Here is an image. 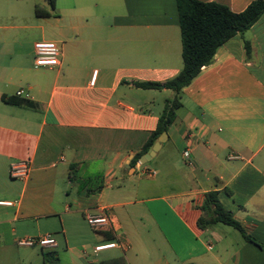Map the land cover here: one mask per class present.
I'll return each mask as SVG.
<instances>
[{
  "label": "crops",
  "instance_id": "obj_1",
  "mask_svg": "<svg viewBox=\"0 0 264 264\" xmlns=\"http://www.w3.org/2000/svg\"><path fill=\"white\" fill-rule=\"evenodd\" d=\"M15 1L0 7V21H23L0 25V200L13 202L0 205V252L24 260L37 247L59 258L74 235L88 264H264V249L237 229L197 225L215 191L264 246V13L182 88L165 141L141 163L135 155L175 92L136 83L166 82L183 66L176 0ZM200 1L242 12L254 0ZM37 41L59 46L58 65H34ZM19 161L26 176L11 175ZM101 208L113 226L87 223ZM44 234L54 247L17 244ZM111 241L123 249L93 251Z\"/></svg>",
  "mask_w": 264,
  "mask_h": 264
},
{
  "label": "trees",
  "instance_id": "obj_2",
  "mask_svg": "<svg viewBox=\"0 0 264 264\" xmlns=\"http://www.w3.org/2000/svg\"><path fill=\"white\" fill-rule=\"evenodd\" d=\"M54 5V0H48ZM179 27L182 44L183 66L180 72L172 79L163 83L138 82L143 88H169L175 92V97L167 103V107L159 118L156 129L151 133L143 149L135 155L140 158L156 141L158 136L165 132L176 118V110L181 106L180 92L203 66L209 65L217 49L234 35L249 29L264 13V0L252 1L242 12H233L226 5L217 2H203L200 0H176ZM37 14L41 12L35 9ZM244 48L247 58L250 56V44L245 41ZM12 103H23L20 99H9ZM202 215L197 220L201 229L216 223H223L237 229L248 241L264 249L250 234L240 221L227 211L219 202L217 193L209 191L205 194L202 205ZM43 264H59L57 254L52 251L42 252Z\"/></svg>",
  "mask_w": 264,
  "mask_h": 264
},
{
  "label": "built area",
  "instance_id": "obj_3",
  "mask_svg": "<svg viewBox=\"0 0 264 264\" xmlns=\"http://www.w3.org/2000/svg\"><path fill=\"white\" fill-rule=\"evenodd\" d=\"M34 54V65L36 67H51L59 64V56L61 50L59 46L53 41H37L33 45ZM25 92L23 90H18L17 95H22ZM185 158L189 157V149H184L182 152ZM142 168V167H141ZM28 161H19L11 166V175L15 177H23L27 175ZM143 175L154 176V170H148L143 168L140 170ZM12 201L0 200V205L11 206ZM87 223L93 227L100 226H113L114 220L113 216L108 212L107 208H101L99 213L86 214ZM19 246H39L41 248H52L56 245L55 239L51 234H44L37 237H24L17 240ZM111 248H121L123 249V244L118 241L105 242L96 245L93 248L94 252H99L102 250H107Z\"/></svg>",
  "mask_w": 264,
  "mask_h": 264
},
{
  "label": "rangeland",
  "instance_id": "obj_4",
  "mask_svg": "<svg viewBox=\"0 0 264 264\" xmlns=\"http://www.w3.org/2000/svg\"><path fill=\"white\" fill-rule=\"evenodd\" d=\"M22 1H15V0H0V7L4 6L5 8H13L18 5H20ZM22 5V4H21ZM23 21H20L19 19H6L3 21H0V25H11L12 27H18L21 26ZM18 29L15 28L13 31H17ZM21 41L23 44L27 45L29 41H31V38L28 35H24V32H21L20 35ZM94 169H97L99 163L96 162L93 164ZM78 175V173H77ZM80 175V174H79ZM137 177L135 176L134 179ZM142 178V177H139ZM142 179H140L141 181ZM91 183L95 184L96 180L91 181ZM55 237L59 236L61 233H53ZM75 237L74 235H70V250L68 252L60 251L57 249L59 255V264H88V256H85V259H77L75 257L76 251L75 247L77 245V242L74 241ZM66 249V246L64 245V248ZM27 250V249H26ZM38 254V255H37ZM27 257H24V260H21L19 255H15V251H12L10 253H4L0 252V264H42V252L40 248L35 247L33 250L29 251V255Z\"/></svg>",
  "mask_w": 264,
  "mask_h": 264
},
{
  "label": "water",
  "instance_id": "obj_5",
  "mask_svg": "<svg viewBox=\"0 0 264 264\" xmlns=\"http://www.w3.org/2000/svg\"><path fill=\"white\" fill-rule=\"evenodd\" d=\"M165 139H166V132H162L158 136L157 141L153 143L152 147L147 151V153H145L143 156L140 157L141 163L150 160L151 157L155 154V152L159 149L160 144L164 142Z\"/></svg>",
  "mask_w": 264,
  "mask_h": 264
}]
</instances>
